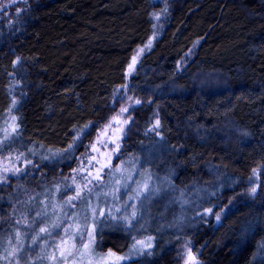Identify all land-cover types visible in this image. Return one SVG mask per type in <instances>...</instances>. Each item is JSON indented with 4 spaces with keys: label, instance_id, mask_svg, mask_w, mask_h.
<instances>
[{
    "label": "trees",
    "instance_id": "obj_1",
    "mask_svg": "<svg viewBox=\"0 0 264 264\" xmlns=\"http://www.w3.org/2000/svg\"><path fill=\"white\" fill-rule=\"evenodd\" d=\"M160 5L24 0L12 24L0 21V125L18 84L14 135L40 180L57 173L43 154L71 145L74 156H83L116 114L126 68ZM164 6L165 26L129 83L145 100L131 111L124 149L132 150H123L135 154L144 142L140 133L157 116L160 140H153L145 170L166 177L199 209L223 214L217 225L180 222L189 207L168 203L165 216L154 214L147 229L150 248L122 264H179L180 240L192 243L201 264H264V0H164ZM182 58L191 60L178 71ZM130 227L136 233L139 224ZM139 236L117 226L97 234L96 251L127 257Z\"/></svg>",
    "mask_w": 264,
    "mask_h": 264
},
{
    "label": "rangeland",
    "instance_id": "obj_2",
    "mask_svg": "<svg viewBox=\"0 0 264 264\" xmlns=\"http://www.w3.org/2000/svg\"><path fill=\"white\" fill-rule=\"evenodd\" d=\"M155 1L161 4V10L152 15V31L144 45L135 51L126 68V86L121 91L120 108L97 131L88 151H84L83 156H74L71 148L61 154H43L45 163H56L54 167L57 173L54 176H48V179L44 175L40 180L36 172L39 171V167L27 158L22 149L17 148L15 132L12 131L13 127L16 131V118L13 120V117H15L17 105L16 98L13 96L16 94L18 97L20 89L18 84H13L11 87L12 102L0 125V204L3 208L0 212V264H40V262L43 264H122L150 248L149 236L146 237L149 234L147 229L156 221L154 214L159 212L158 216L161 218L165 216L168 203L171 206H177L181 202L182 210L189 207L187 211L185 210L183 218L179 217L180 222L188 218L189 222L195 220L196 224L211 220L217 225V215L223 214V211L215 215L217 212L215 210L213 212L212 208L199 209L170 181L165 183L166 177L158 175L151 177V174L145 170L143 163L151 160L149 153L155 147V141L160 140L157 134L158 127L155 131H149L156 126L157 116L150 127L140 133L144 142L140 144L139 150L135 154L131 153L132 155L124 153L125 149L132 150L131 146L124 149V143L132 130L133 119L126 124L124 120L131 116V111L139 108L145 100L141 90L131 88L129 83L136 76L142 57L158 39L168 18L164 0ZM23 3L24 0H0V21L7 19L8 24H12L22 11L18 5ZM11 10L15 11L13 18L9 12ZM190 60L182 58L179 61L178 71H181L184 64ZM210 82L205 80L204 83L210 85ZM145 89L150 90L148 87ZM129 97L132 99H128ZM136 100L140 103H135ZM124 107L128 108V112L121 113V108ZM5 130H7V139H5ZM117 145H119L118 148ZM63 166L66 167L64 171ZM98 170L100 178L96 179ZM258 170L253 171L250 176L248 190L251 196L255 193L252 189L256 190ZM144 183L154 190L151 198L147 200H144L143 196L135 197L134 190L138 184L142 186ZM84 184L88 185L91 192L85 189L81 193L83 200L76 199L69 202L68 198L75 196L77 186ZM125 185H127L126 188ZM144 191L147 193L148 190ZM129 196L134 198L129 200ZM141 200H144L143 206H141ZM125 201L137 207L136 218L131 221L113 219L112 216H131V208L127 213L123 211ZM117 208L121 211L117 212ZM93 209L96 211L93 212ZM109 212L112 216L108 215ZM170 213L174 221L178 219L179 212L174 209ZM188 215L191 216L187 217ZM134 223L139 224L136 233H133L130 227ZM57 224L60 226L56 227ZM46 225L51 235L40 233L39 229ZM117 226L130 230L134 236L140 235L138 241L132 246V252L126 254L127 257L108 255L109 253L100 256L95 247L97 234L116 229ZM65 229L68 230V235ZM17 232L20 236H17ZM89 232H92L91 238ZM34 236H39L35 243H33ZM61 239L66 241L63 251L67 259L61 257V248L56 247ZM174 250L179 264H201L192 254V243L189 240H180ZM13 252L14 255H9ZM69 252L73 255L68 256Z\"/></svg>",
    "mask_w": 264,
    "mask_h": 264
},
{
    "label": "snow or ice",
    "instance_id": "obj_3",
    "mask_svg": "<svg viewBox=\"0 0 264 264\" xmlns=\"http://www.w3.org/2000/svg\"><path fill=\"white\" fill-rule=\"evenodd\" d=\"M128 99H132L131 97H129ZM135 103L139 104L140 101L139 100H136ZM125 112H128V108L127 107H124V108H121V113H125ZM131 119V116L129 115L125 120H124V123H128V121ZM13 120H15V117H13ZM159 127V120L156 121V126L154 128H151L149 129V131H155L156 128ZM13 132H15V127H13L12 129ZM159 134V133H157ZM7 130H5V139H7ZM72 146L70 145L69 148H71ZM119 147V145H117V148ZM93 149L95 150V145H93ZM47 158V157H46ZM75 171V170H74ZM89 175H91V173L89 172ZM99 170L97 172V176H96V179H99ZM90 183V181H89ZM117 183H119V181H117ZM125 188L127 187V185L124 186ZM87 189L89 192H91V189H88V185L87 184H84L82 186H77L76 188V194L75 196H70L68 199H69V202H71L72 200H76V199H80V200H83V197L81 195V193ZM144 190H148L147 193H145ZM135 191V197L136 198H139L141 196L144 197V200H147V199H150L151 198V195H152V192L154 190L150 189L149 185L147 183H144L142 186H140L138 184L137 188L134 190ZM252 192L254 193L255 192V188L252 189ZM134 197L133 196H129L128 199L131 200L133 199ZM114 199H115V196H114ZM144 200H141V206H143V203H144ZM131 208L132 209V213H131V216H123V217H116V216H112V213L109 212L108 215L109 216H112L113 219H127L129 221H131L132 219H135L136 218V212H137V207L135 205H130L127 201L124 202V205H123V211L125 213L128 212V209ZM96 210L93 209V212H95ZM121 209L120 208H117V212H120ZM211 211V210H209ZM38 216L40 215L39 213L37 214ZM101 215H103V211L101 210ZM217 219H219V216L217 215ZM33 223H35V221H33ZM56 227H59L60 225H55ZM40 233H46L48 235H51V231L49 230L48 226H44V227H41L39 229ZM65 233L66 235H68V230L65 229ZM58 235V234H57ZM17 236H20V233L17 232ZM89 237L91 238L92 237V232H89ZM39 239V236H34L33 237V243L36 242V240ZM66 243L65 240L61 239L60 241V244L57 245L56 247H60L61 248V257L64 258V259H67V257H65V253L63 251V245ZM85 247H88V245H85ZM54 252H55V247H54ZM15 253H9V255H14ZM73 255L71 252L68 253V256H71ZM108 255H113V253H109ZM18 259V258H17ZM53 259H55V256H53Z\"/></svg>",
    "mask_w": 264,
    "mask_h": 264
}]
</instances>
